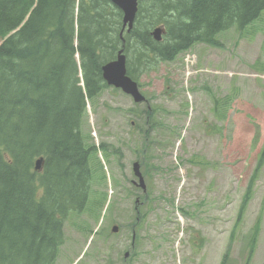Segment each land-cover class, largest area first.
Segmentation results:
<instances>
[{
	"label": "rangeland",
	"instance_id": "1",
	"mask_svg": "<svg viewBox=\"0 0 264 264\" xmlns=\"http://www.w3.org/2000/svg\"><path fill=\"white\" fill-rule=\"evenodd\" d=\"M216 38L136 73L144 103L107 87L89 109L102 169L92 158L88 205L63 222L56 264H264V163L235 226L264 146V11Z\"/></svg>",
	"mask_w": 264,
	"mask_h": 264
},
{
	"label": "trees",
	"instance_id": "2",
	"mask_svg": "<svg viewBox=\"0 0 264 264\" xmlns=\"http://www.w3.org/2000/svg\"><path fill=\"white\" fill-rule=\"evenodd\" d=\"M263 11L264 0H139L121 45V13L108 0H0V264H56L63 222L87 206L90 162L103 145L87 141V103L95 110L107 88L104 64L123 47L127 75L137 80L198 44L218 47L220 33L242 31ZM159 25L165 32L157 43L150 31ZM263 163L264 146L235 226ZM259 228L258 218L249 258Z\"/></svg>",
	"mask_w": 264,
	"mask_h": 264
},
{
	"label": "water",
	"instance_id": "3",
	"mask_svg": "<svg viewBox=\"0 0 264 264\" xmlns=\"http://www.w3.org/2000/svg\"><path fill=\"white\" fill-rule=\"evenodd\" d=\"M114 6L120 9L123 13L122 30L127 26V32L133 27L135 16L137 13L138 0H109ZM163 30L157 28L152 32V36L156 41H160ZM102 77L108 86H113L121 89L124 93L130 95L136 103L144 101V97L138 92L136 83H134L127 75L125 70V57L120 52L113 62H110L102 67ZM42 160L35 162V170L39 171ZM133 172L139 178L140 186H143L142 178L139 173V165L134 163ZM113 232H116V227H113Z\"/></svg>",
	"mask_w": 264,
	"mask_h": 264
},
{
	"label": "bare ground",
	"instance_id": "4",
	"mask_svg": "<svg viewBox=\"0 0 264 264\" xmlns=\"http://www.w3.org/2000/svg\"><path fill=\"white\" fill-rule=\"evenodd\" d=\"M10 79V78H9ZM32 80V79H31ZM11 81V80H10ZM28 86V85H27Z\"/></svg>",
	"mask_w": 264,
	"mask_h": 264
}]
</instances>
